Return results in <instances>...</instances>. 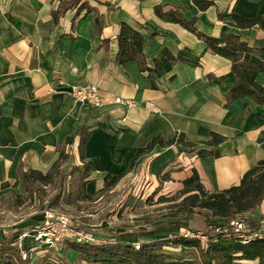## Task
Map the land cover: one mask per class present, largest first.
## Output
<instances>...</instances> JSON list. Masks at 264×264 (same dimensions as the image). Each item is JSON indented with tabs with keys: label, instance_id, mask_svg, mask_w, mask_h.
<instances>
[{
	"label": "crops",
	"instance_id": "1",
	"mask_svg": "<svg viewBox=\"0 0 264 264\" xmlns=\"http://www.w3.org/2000/svg\"><path fill=\"white\" fill-rule=\"evenodd\" d=\"M64 1L0 0V197L20 193L27 182L22 172L46 173L55 163L68 166L70 172L82 171L84 162L88 171L79 177L83 194L91 195L103 186L104 175L124 176L147 157L156 171L168 175L164 181L182 187L181 181L195 169L208 190L237 184L248 168L264 159V101L248 95L227 101L225 94L234 83L230 60L213 53L194 32L154 11L177 10L209 36L237 35L255 48L249 60L258 62L264 61L260 49L264 26L239 27L232 16L264 18V0H212L205 9L192 0H73L54 18L53 10ZM121 22L143 36L149 69L141 70L136 59L116 60ZM163 49L172 58L154 65ZM255 81L264 85V70L257 72ZM84 83L101 89V106L72 99L71 87ZM113 95L133 103L113 102ZM176 131L195 144L155 143L137 155L153 137L160 135L167 142ZM211 132L225 137L216 146L219 155H197V149L210 148L200 141L209 139ZM252 215L264 223V202ZM110 229L106 233H112ZM3 235L0 228V239ZM94 235L106 237L94 242L131 244L167 237L154 231L108 235L95 230ZM72 242L61 251L59 263L40 258L38 250L23 263L87 264ZM34 244L31 238L23 242L24 247ZM4 262L13 264L1 257L0 264Z\"/></svg>",
	"mask_w": 264,
	"mask_h": 264
},
{
	"label": "trees",
	"instance_id": "2",
	"mask_svg": "<svg viewBox=\"0 0 264 264\" xmlns=\"http://www.w3.org/2000/svg\"><path fill=\"white\" fill-rule=\"evenodd\" d=\"M73 0H65L53 10V17L70 6ZM61 2V0H60ZM199 9H205L213 3L212 0H192ZM82 2L79 6H82ZM155 14L162 19L180 23L188 30L202 38L209 49L216 54L228 58L231 62V70L234 74L232 88L225 94L227 101L237 96L248 95L256 102L264 101V85L255 81L257 72L264 70V61L252 62L249 54L255 48L249 46L245 41L240 40L237 35L225 34L223 36H209L197 31L191 20L185 19L177 10L162 11L161 8H154ZM233 20L239 27H249L257 24L264 26V18L261 15L254 17H242L233 15ZM117 51L116 60L120 63L136 59L141 70L149 69L146 65L142 50L143 36L135 28L126 22H121L116 35ZM264 50V48H260ZM258 49V50H260ZM161 58H154L153 64L158 65L172 56L167 49L162 50ZM80 131V130H77ZM224 136L211 132L207 140L200 141L209 149L200 148L196 150L197 155L213 154L219 155L217 145L224 140ZM70 139V138H68ZM84 139L80 136L79 152L81 158ZM155 143L160 145L179 143L192 146L195 142H188L183 139V133L176 131L173 137L163 142L160 135L153 137L147 145L137 150V155L152 148ZM57 166H52L54 168ZM81 174H87L88 167L82 162ZM51 168V169H52ZM50 171L42 173L39 170L30 169L22 172L25 181L34 180L48 182ZM124 172L104 175V183L101 187L105 190L116 183ZM163 174L161 179H168ZM182 187L178 194L182 195L179 205L184 206L187 214L185 217L196 212L195 209H204L206 214V229L202 231L191 230L194 233L200 232L204 235L202 239L196 235H183L172 233L163 239L150 242L121 243L119 241L85 242L75 241L72 246L78 251L81 259L87 264H241L242 260L254 261L251 264H264V235L250 237L244 240L240 234H249L261 228V222L256 215H252L255 209L264 202V159L258 160L248 168L240 177L237 184L219 190H208L201 183L195 169L184 178ZM85 197H92L83 194ZM211 217H217L220 221H210ZM232 220H242L245 226L244 231L236 232ZM74 241V240H72ZM186 247L188 251H167L164 247ZM16 250L9 243L0 239V258L8 257L13 264H18L14 254ZM191 257L186 258L185 255ZM3 264H8L4 262Z\"/></svg>",
	"mask_w": 264,
	"mask_h": 264
},
{
	"label": "rangeland",
	"instance_id": "3",
	"mask_svg": "<svg viewBox=\"0 0 264 264\" xmlns=\"http://www.w3.org/2000/svg\"><path fill=\"white\" fill-rule=\"evenodd\" d=\"M69 170L68 166H55L50 169L48 182L28 180L20 193L12 192L0 197L2 238L11 247L17 246V252H11L18 264H24L29 254L36 250L42 259L58 258L61 261V251L74 240L62 229L60 235L56 219L48 215L65 214L69 227L83 231L92 242L106 238L94 235L95 230L108 235L154 231L163 237L175 232L181 234L206 229L207 211L195 209V213L185 217L186 209L179 205L182 195L178 194V190L181 186L161 179L162 172L152 167L149 157L135 164L109 188L97 189L90 198L83 195V180L79 177L81 170ZM209 220L220 221L217 217ZM46 221H51L56 231L38 236L37 229L45 226ZM107 228L113 232L106 233ZM11 231L16 237L11 235ZM23 233L26 235L23 236ZM26 238L33 239L35 244L24 247ZM164 249L182 250L179 246Z\"/></svg>",
	"mask_w": 264,
	"mask_h": 264
},
{
	"label": "built area",
	"instance_id": "4",
	"mask_svg": "<svg viewBox=\"0 0 264 264\" xmlns=\"http://www.w3.org/2000/svg\"><path fill=\"white\" fill-rule=\"evenodd\" d=\"M70 95L74 101H79V102H89L94 106H101L104 103V99L102 96L101 89L94 84H89V83H84L80 85H73L70 90ZM112 101L113 102H119L123 103L125 106H129L133 103V100L130 98H123L119 95H113L112 96ZM48 217L52 219H56V224L59 227L60 230V235L61 234V229L64 230L66 235L70 236L71 238L74 239V241H85V242H92V239L87 238L86 233H84L81 230H75L73 228L69 227V220L67 216L63 213H59L57 215H48ZM261 222V221H260ZM233 225V229L236 232L244 231L245 226L242 220H232L230 222ZM52 222L46 221V225L37 229L36 233L38 236H46L48 233L54 234L56 231V228L52 226ZM183 235H196L200 236L202 239L204 238V235L200 234V232L194 233L193 231L191 232H183L181 233ZM23 236L26 235V233L22 234ZM243 236L244 240H247L250 237L254 236H262L264 235V224L261 223V228L258 229L257 231H254L249 234H240ZM137 246V243H135ZM51 260L55 263H59L58 258H51Z\"/></svg>",
	"mask_w": 264,
	"mask_h": 264
}]
</instances>
